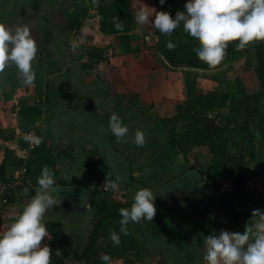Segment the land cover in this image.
<instances>
[{
	"label": "rangeland",
	"instance_id": "obj_1",
	"mask_svg": "<svg viewBox=\"0 0 264 264\" xmlns=\"http://www.w3.org/2000/svg\"><path fill=\"white\" fill-rule=\"evenodd\" d=\"M98 1L0 0V23L13 28L27 25L38 46L36 59L33 62L36 78L31 86L22 84L14 65L8 66L3 72H0V130H4V133L11 134L13 132V134L22 135L25 129L31 127L36 133H40L37 127L39 119L41 120V117L50 113L53 104L60 99L59 96L64 88H73L75 83L85 82L88 74H99L104 70L106 62L95 65L96 70H93L92 73L81 68L80 63L86 59L85 50L79 44L77 45L75 34L67 28V20L75 5L85 6L83 2L95 5ZM130 6L134 14L140 7L147 8L149 12L155 9L153 0H130ZM87 7L89 9L88 17L83 22L80 32L87 34L90 38V41L88 40L90 47L97 48V52L101 53L108 62H111L110 48L115 53L114 50L117 51L118 46L111 45L113 36H105L99 31L95 7L89 5ZM154 29L151 24L140 26L136 22L130 32L131 41L127 44L137 46V50L142 48L146 53L156 55L155 63H149V67L157 68H155V73L164 79L162 86L171 87V89L160 87V91L164 95L163 107L156 116L164 132L167 133V139L168 137L174 139L173 133L183 131L182 120L174 119L175 107L184 105L185 100L193 92L228 91L235 100L240 98L242 93H254L259 90L256 64L251 52L253 45L257 42H253L244 49L243 57L230 60L215 69L171 67L167 65L157 50V36L153 33ZM114 68L116 69L115 66ZM122 85L117 89L122 95L128 94L130 90H127V86ZM25 100H28V103H36L38 113L29 114L27 117L19 115V107ZM154 111L152 109L151 113ZM259 111L261 119H255L250 126V130L254 134V146L258 157L246 166L248 174L246 184L234 195H231L236 209L239 213H245L249 225L261 222L264 217V97L260 98ZM223 112L221 115L211 114V116L214 121L226 125L228 114ZM148 117L153 119L151 114ZM227 126L229 129L231 128L230 123ZM230 135L235 141L231 144V149L240 151L242 143L240 137ZM187 143V141L183 142L178 147L181 148V145L184 147L183 144L187 145ZM7 146L13 148L14 152L18 154L17 146L9 145L0 137L1 156ZM84 150L90 154L89 151L93 149L85 148ZM169 151L173 156L170 166L166 165L156 174L141 173V177L137 170L134 171L133 176L130 173L120 175L121 180L117 190H108L107 195L118 197L123 195L124 199L133 202L135 194L140 190L156 193L154 196L156 217L167 223L164 231L171 230L174 234L179 235L186 230H191L189 235L185 240L175 242L170 240L163 230L154 226L156 221L152 224L142 222L137 226L129 224L127 231L140 244L141 255L138 257L129 253L119 259L111 260V264H136L137 261L139 264H207V261L204 260L206 254L204 238L207 235H218L222 230L233 232L245 230L246 221L235 226L217 208L211 207L213 202H210L203 177L200 174L192 173L191 165L198 162L197 155L207 161L206 154L203 155L204 150L197 148V151H188L185 156L178 153V159L175 158L173 153L176 152L172 148H169ZM173 161L175 163L171 165ZM196 166L198 165H195V168ZM102 168L103 174L98 177L99 182H96L100 187L105 185L106 180H111L112 176L107 172L109 170L105 171V168ZM250 172H253L252 175L249 174ZM136 177H140V179ZM230 182V179L224 177L215 182L212 189L215 200L230 191ZM82 192L87 194L88 188L65 190L64 194L67 199L64 204L61 207L49 208L44 214L45 219L58 227L59 225L65 227L64 230L61 229L58 238H53L51 235L50 238L46 237L49 242L48 246L52 250V264H75L76 256L89 235L94 213L88 204L85 208L80 206L79 199ZM20 200L1 212L0 233L7 230L12 218L22 211L28 201L24 195L20 197ZM180 226L184 228L180 230L178 228ZM152 229L157 230L158 233L154 234ZM50 243H53L52 248Z\"/></svg>",
	"mask_w": 264,
	"mask_h": 264
},
{
	"label": "trees",
	"instance_id": "obj_2",
	"mask_svg": "<svg viewBox=\"0 0 264 264\" xmlns=\"http://www.w3.org/2000/svg\"><path fill=\"white\" fill-rule=\"evenodd\" d=\"M153 2L156 11H166L173 19H175L177 13H183L184 8L188 4V0H165L164 4H160L159 0H153ZM95 11L99 31L106 36H113L111 45L119 46L131 41L130 32L136 20L134 18L135 14L131 10L130 0H111L104 2L96 6ZM88 12L89 9L87 6L75 5L70 18L67 20V28L75 34L77 45L79 44L85 50L86 59L80 63L81 68L87 70L88 73H92L93 70H96L95 65L106 62L104 70L96 75L102 80L108 81L111 85H121L123 84V80L117 69L101 53L97 52V48L90 47L88 42L90 38L87 34L80 32L83 22L88 17ZM113 17H118L119 22L124 25L123 33L115 28ZM154 34L157 36V50L168 66L191 67L203 70L215 69L209 68L207 64L197 58L195 52L199 49L200 45L183 34V26L171 36H166L157 29H154ZM168 42L175 45L174 50L170 51L166 47ZM236 43V41L229 43L224 60L216 68L230 60L244 56V49L238 50L235 46ZM251 52L254 55L256 64L255 70L259 90L254 93H242L241 97L235 100L228 91L208 90L197 93L193 92L185 100L184 105H177L175 107L176 114L174 115V119L182 120L184 126L183 131L173 133L174 139L168 137L169 148H172L177 154L181 153L185 156L188 151H197V148L204 150L203 155L206 154L205 158H208L207 161L197 155L198 162L191 165L193 168L192 173L200 174L203 177L204 186L209 193L210 202H213L211 207L217 208L235 226L241 225L243 221H246L247 216H245V213H239L233 203V196L231 195H234L236 191L242 189L246 184L248 176L246 166L258 157V152L255 151L254 146V134L250 130V126L255 119H261L259 104L260 98L264 97V42L255 43ZM133 95L135 97V94ZM29 103L28 100L22 101L18 110L19 115L27 117L29 114L35 115L38 113L36 103ZM208 111L216 112L215 114L218 115L224 113L223 111L227 112V124L222 125L214 121L212 116L207 114ZM229 123L231 126L230 129L227 126ZM230 134L240 137V140L244 144L241 143L240 151L237 152L236 149H234L235 151L231 149L230 146L235 141ZM0 137L5 142H8L9 145L25 146L26 144L24 132L22 135H18L17 133L13 134V132L7 134L1 129ZM38 138L42 142L30 152L27 158H22L16 154L13 148L8 146L4 148L0 162V181L12 180L15 182L16 179H13L14 171L22 166L24 171L21 173L18 183L14 186L15 188L11 190V193L7 197V204L0 206V214L7 207L14 205L22 195L27 200L35 195V190L38 187L37 177L40 175L43 167L46 166L52 169L54 171V178L57 177L58 169L56 168L47 142L40 135H38ZM182 141H187L188 146L183 144L184 147L181 145V148H179L178 145L183 143ZM88 147L91 146H85V148ZM95 152V150L89 151L92 154ZM95 165L94 162L87 164V169L90 173L96 172ZM195 165L198 166L195 168ZM252 173L250 172L249 174L252 175ZM223 177L230 179L231 189L225 193V196L215 200L212 195L213 186L218 179ZM110 178L111 180H115L114 176ZM56 183L62 185L71 184L61 179H57ZM26 189L27 191H25ZM109 191L103 190L97 183L89 191L88 204L90 209L93 210L94 216L89 235L81 251L76 256L75 264H102L100 257L105 253L111 256V260L119 259L129 253L138 257L141 255L140 244L128 231L126 236L121 234V243L119 246H114L109 238L110 230L119 232L120 229L119 221L121 217L118 209L121 207L130 208L133 203L130 200L124 199L123 195L122 197L108 196L107 192ZM154 221H156L154 226L164 231L167 223L161 221V218H157L156 215ZM45 223L51 236L58 238L60 228L53 222L46 221ZM246 224L247 221L245 222ZM178 228L181 230L184 227L180 226ZM190 231L186 230L179 235L174 234L171 230L164 232L170 240L180 242L187 238ZM152 232L154 234L158 233L155 229H152ZM128 262L131 261L128 260ZM136 264H139V261Z\"/></svg>",
	"mask_w": 264,
	"mask_h": 264
},
{
	"label": "clouds",
	"instance_id": "obj_3",
	"mask_svg": "<svg viewBox=\"0 0 264 264\" xmlns=\"http://www.w3.org/2000/svg\"><path fill=\"white\" fill-rule=\"evenodd\" d=\"M159 3L164 4L165 0H159ZM134 18L138 25L151 24L166 36L183 26V34L200 45L195 55L209 68L222 63L230 42L236 41L238 50L253 42H264V0H190L175 19L166 11L154 9L149 12L145 7H140ZM113 23L119 32H124V25L118 17H113ZM166 47L170 51L175 49L171 42ZM37 51V42L27 25L13 28L0 23V72L14 65L22 84L31 86L36 78L33 62ZM109 129L118 141L124 140L129 133V128L116 113L109 118ZM24 139L32 142L34 138L27 134ZM41 142L40 138L34 140L36 146ZM133 143L137 147L144 146L142 130L135 131ZM120 180L119 176L115 180H106L105 190H117ZM37 184L35 195L12 218L7 230L0 233V264H52L50 247L47 244L41 246L45 237L50 238L44 214L58 203L61 190L56 187L54 171L46 166L37 177ZM155 194L140 190L130 208L118 209L121 217L119 232H109L114 246L120 245L121 234L127 235L129 224L137 226L142 222H154ZM84 206H87L86 201ZM204 244L207 264H264V217L255 225L246 224L243 232L222 230L218 235H207ZM100 260L102 264H111V256L107 253Z\"/></svg>",
	"mask_w": 264,
	"mask_h": 264
},
{
	"label": "crops",
	"instance_id": "obj_4",
	"mask_svg": "<svg viewBox=\"0 0 264 264\" xmlns=\"http://www.w3.org/2000/svg\"><path fill=\"white\" fill-rule=\"evenodd\" d=\"M108 1L110 0H99L95 5L87 1L83 4L96 8L99 4ZM137 48V46L121 44L117 47V51L114 50L115 53L110 48L112 53L110 64L114 65L121 75L124 84L121 85L127 86V90H130L128 94L122 95L119 92L117 88L121 85L114 86L94 73L88 74L85 82L79 81L73 88H64L50 113L39 119L37 127L40 133L37 134L47 140L58 169L55 182L61 179L71 183L66 185L56 183V187L61 190L58 194L63 196V200L61 204L53 207H61L64 204L67 199L65 190L88 188V193L82 192L79 199L80 206L85 208L84 202L88 204L89 191L96 182H99L98 177L103 174L102 167L105 171L109 170L107 172L115 178L125 173L133 176L136 170L140 176L141 173L156 174L172 161L167 135L156 119L163 107L164 95L160 87L164 79L155 73L156 67H149V63H155L156 55L153 56L144 49L137 50ZM162 87L171 89L166 85ZM152 109L155 110L153 113H151ZM113 113L118 114L129 128L124 140L118 141L109 129V118ZM150 114L153 119L148 117ZM137 129L145 134L143 147H137L133 143ZM86 145H90L91 147L88 148L96 152L87 154L84 150ZM173 154L178 159L179 155ZM1 159L0 155V162ZM90 162L96 164L94 173H90L87 169V164ZM174 163L175 161L171 165ZM140 177L136 178L140 179ZM19 201L21 200L18 199L15 204ZM44 221L49 220L44 217ZM59 227L60 231L65 228L61 225ZM62 236L64 237V234ZM44 244L49 245L46 237L41 241V246ZM50 244L52 248L53 243Z\"/></svg>",
	"mask_w": 264,
	"mask_h": 264
},
{
	"label": "built area",
	"instance_id": "obj_5",
	"mask_svg": "<svg viewBox=\"0 0 264 264\" xmlns=\"http://www.w3.org/2000/svg\"><path fill=\"white\" fill-rule=\"evenodd\" d=\"M27 134H31L33 136V141L28 142L26 141L25 146H17V151L18 155L21 156L22 158H27L30 154V152L36 147L34 140L35 138H38V134L34 130V128H27L24 131V136ZM24 171L23 166L17 170L14 171L13 173V179H16V181H0V206L6 205L7 204V197L11 193V190L15 188L14 186L18 183V179L21 176V173ZM103 189H105V186H102ZM15 192V191H14Z\"/></svg>",
	"mask_w": 264,
	"mask_h": 264
},
{
	"label": "water",
	"instance_id": "obj_6",
	"mask_svg": "<svg viewBox=\"0 0 264 264\" xmlns=\"http://www.w3.org/2000/svg\"><path fill=\"white\" fill-rule=\"evenodd\" d=\"M207 113H208V115H211V114H215L216 112L208 111ZM220 114H222V113H220ZM62 200H63V196L61 194H59V200H58V203L56 205L61 204Z\"/></svg>",
	"mask_w": 264,
	"mask_h": 264
}]
</instances>
